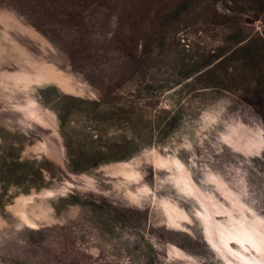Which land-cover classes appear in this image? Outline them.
Wrapping results in <instances>:
<instances>
[{"label":"rangeland","instance_id":"374dc122","mask_svg":"<svg viewBox=\"0 0 264 264\" xmlns=\"http://www.w3.org/2000/svg\"><path fill=\"white\" fill-rule=\"evenodd\" d=\"M0 264H264V0H0Z\"/></svg>","mask_w":264,"mask_h":264}]
</instances>
